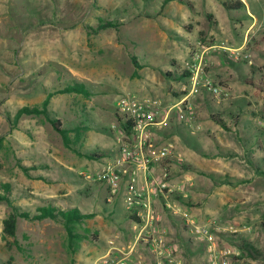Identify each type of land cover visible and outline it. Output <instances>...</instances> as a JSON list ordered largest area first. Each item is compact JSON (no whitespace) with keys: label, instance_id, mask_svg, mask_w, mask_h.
<instances>
[{"label":"rangeland","instance_id":"rangeland-1","mask_svg":"<svg viewBox=\"0 0 264 264\" xmlns=\"http://www.w3.org/2000/svg\"><path fill=\"white\" fill-rule=\"evenodd\" d=\"M223 1L0 0V185H11L18 212L35 215L52 205L87 215L74 237L59 221L23 217L11 236L5 222L14 210L1 202L0 264H94L117 235L121 248L134 242L126 197L107 204L106 187L88 177L118 153L117 104L128 95L161 101L163 120L172 110L153 138L182 159L173 178L190 215L239 230L220 236L239 252L233 264H264V93L246 82L264 80V0H246L236 11ZM107 21L123 25L99 30ZM195 63L218 93L203 85L192 93ZM184 70V80L166 76ZM73 84L92 95L58 94L49 116L66 129L87 127L81 155L64 146L44 116L15 120L21 108ZM95 153L102 158L90 157ZM170 224L177 258L208 264L204 242L179 220Z\"/></svg>","mask_w":264,"mask_h":264},{"label":"built area","instance_id":"built-area-1","mask_svg":"<svg viewBox=\"0 0 264 264\" xmlns=\"http://www.w3.org/2000/svg\"><path fill=\"white\" fill-rule=\"evenodd\" d=\"M245 58L250 59V55ZM189 72L192 93H198L200 85L213 93L220 91L209 78L202 76V63L193 64ZM175 107L184 114L180 105ZM161 108L158 99H141L135 95L125 96L117 104V114L124 124L131 125L130 132L121 127L118 153L88 177L106 187L107 204L114 203L120 195L126 197L124 205L134 218L132 224L136 235L127 248L109 241L108 251L95 264H144L145 252L153 264H183L169 243V223L173 219L179 220L189 234L197 235L204 242L208 264H233L239 252L231 245L222 244L220 236L228 234L232 237L239 230L234 226L223 228L216 222L201 223L190 215L188 196L173 178V165L182 159L174 156L173 145L158 148L154 143V131L165 125L172 111L166 112L163 120Z\"/></svg>","mask_w":264,"mask_h":264},{"label":"trees","instance_id":"trees-1","mask_svg":"<svg viewBox=\"0 0 264 264\" xmlns=\"http://www.w3.org/2000/svg\"><path fill=\"white\" fill-rule=\"evenodd\" d=\"M174 1V0H164V4L166 5L167 3ZM180 3L185 4L184 0H179ZM224 8L228 11H236L240 10L243 8H246V4L242 0H225L222 2ZM123 24L120 22L114 23L107 21L103 24L100 25L99 30H106V29H119ZM135 64L138 66V68H143L144 66L141 65L138 61L137 58L134 57ZM173 74L172 72H167L166 76L169 78H174L175 80H184L189 76V73L187 71H183L180 74ZM246 82L253 86L257 91L264 93V80L258 81V82H253L251 79H247ZM79 94V95H84V96H91L92 92H90L87 89V86L84 84H73L69 85L59 91H55L53 93L48 94L47 98L43 101V103L39 106L35 107H23L21 108L15 117L16 122L23 116H31V115H36V116H44L54 127V129L61 135L64 146L71 151H73L75 154L81 155V149L84 148L86 142H87V127L86 126H77L73 130L66 129L63 127V124L60 120H55L52 119L49 116V106L52 97L58 95V94ZM117 119L119 121V124L121 125L122 129L126 131L127 133L130 132V124L126 123L121 120L119 115L116 113ZM215 121L221 125L222 127L228 129L226 124L224 123L223 120H221L218 116H214ZM90 157L96 158V159H101L102 156L100 154L95 153V154H90ZM261 171V170H259ZM264 174V173H263ZM0 191H2L4 194L0 192V203L1 202H7L11 204V207L13 208V213L9 216L7 221L5 222L6 226V232L10 234L11 236L15 235V231L17 228V222L19 217L31 219V220H44V219H52L55 221L61 222L65 228L66 231L68 232L70 237H74V230L75 226L80 224L86 217L87 215L83 214L80 209L78 208H73L70 210H64L55 206H44V207H39L37 208V214L32 215L30 213H21L16 210V206L13 205L12 199L10 197L11 195V185L10 184H1L0 185ZM129 218L131 220H134L133 217L129 215ZM263 227H264V222H263ZM243 245L242 248L245 250L246 248L249 250V253L247 255L253 254L254 251L250 249V247H247L245 245L246 241L243 240Z\"/></svg>","mask_w":264,"mask_h":264},{"label":"crops","instance_id":"crops-1","mask_svg":"<svg viewBox=\"0 0 264 264\" xmlns=\"http://www.w3.org/2000/svg\"><path fill=\"white\" fill-rule=\"evenodd\" d=\"M245 4H246V0H242ZM221 4H222V2H221ZM247 5V4H246ZM222 6H223V4H222ZM224 7V6H223ZM158 129H161V128H158ZM156 131H157V129H156ZM156 145V144H155ZM118 152V151H117ZM128 217H129V214H128ZM129 220H130V223H131V226H130V234L128 235V238L129 239H131V240H134V236L136 235V232H135V230H134V227H133V224H132V220L129 218ZM172 228H173V226L169 223V233H170V236H169V243L170 244H172V241L171 240H174V238H173V233L171 232V230H172ZM179 237V238H178ZM178 237H176V239L175 240H180V235H178ZM126 238L124 237V240H125ZM111 240H117L116 242H118V240H123V238L121 239V237L119 236V235H117L114 239H111ZM111 240H109V241H111ZM120 244V243H119ZM118 244V245H119ZM172 247H173V245H171ZM107 249H109V245H108V248ZM144 254V253H143ZM145 255H146V258H144V264H153V262H151L152 261V258L148 255V253H145ZM176 255H178V254H176ZM178 257V256H177ZM179 260H181V258H179ZM96 262V261H95ZM183 262V261H182ZM95 264V263H94ZM184 264V263H183ZM193 264H196V261H195V263H193Z\"/></svg>","mask_w":264,"mask_h":264}]
</instances>
